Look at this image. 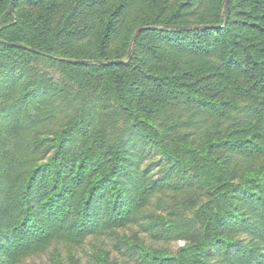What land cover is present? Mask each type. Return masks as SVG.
<instances>
[{
	"label": "trees",
	"instance_id": "trees-1",
	"mask_svg": "<svg viewBox=\"0 0 264 264\" xmlns=\"http://www.w3.org/2000/svg\"><path fill=\"white\" fill-rule=\"evenodd\" d=\"M152 2L0 0V264H264V0Z\"/></svg>",
	"mask_w": 264,
	"mask_h": 264
},
{
	"label": "rangeland",
	"instance_id": "rangeland-1",
	"mask_svg": "<svg viewBox=\"0 0 264 264\" xmlns=\"http://www.w3.org/2000/svg\"><path fill=\"white\" fill-rule=\"evenodd\" d=\"M144 2V5H141V7L145 6L146 9H150L152 11L154 10L156 4H154L152 0H144ZM128 52L129 54L132 52V47H129ZM117 234L118 236L115 238L105 237L101 240V244L104 246L103 248L111 250V261L121 262V259L123 258L122 253L117 249V246L119 247V242H122V244L125 246H128L129 244H151L150 237H148V235H142V233H139L137 227L120 229ZM182 244L183 241H173L172 243H170V246L172 249L177 250ZM121 247L122 249H126V247L124 246ZM97 248L98 247L95 245L94 239L90 238L88 239L85 246L79 247L77 249V253L79 255H82L83 261H85L90 256H93L96 251H98ZM65 254V247L58 249L56 246H51L44 252L27 257L22 264H59V262L62 260V256H64Z\"/></svg>",
	"mask_w": 264,
	"mask_h": 264
},
{
	"label": "water",
	"instance_id": "water-1",
	"mask_svg": "<svg viewBox=\"0 0 264 264\" xmlns=\"http://www.w3.org/2000/svg\"><path fill=\"white\" fill-rule=\"evenodd\" d=\"M139 30H141V29H139ZM81 62H85V61H87V60H85V59H82V60H80Z\"/></svg>",
	"mask_w": 264,
	"mask_h": 264
}]
</instances>
